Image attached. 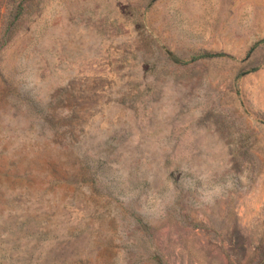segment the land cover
Returning a JSON list of instances; mask_svg holds the SVG:
<instances>
[{"label":"rangeland","instance_id":"obj_1","mask_svg":"<svg viewBox=\"0 0 264 264\" xmlns=\"http://www.w3.org/2000/svg\"><path fill=\"white\" fill-rule=\"evenodd\" d=\"M0 264H264V0H0Z\"/></svg>","mask_w":264,"mask_h":264}]
</instances>
